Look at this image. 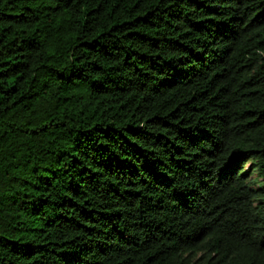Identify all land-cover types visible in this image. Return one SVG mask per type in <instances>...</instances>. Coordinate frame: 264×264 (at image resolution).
Listing matches in <instances>:
<instances>
[{"label": "trees", "instance_id": "obj_1", "mask_svg": "<svg viewBox=\"0 0 264 264\" xmlns=\"http://www.w3.org/2000/svg\"><path fill=\"white\" fill-rule=\"evenodd\" d=\"M0 264H264V0H0Z\"/></svg>", "mask_w": 264, "mask_h": 264}]
</instances>
